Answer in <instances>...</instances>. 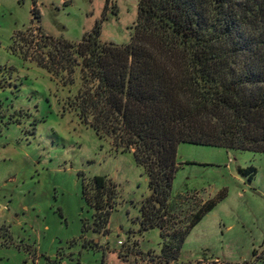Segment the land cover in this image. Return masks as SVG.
<instances>
[{
    "label": "rangeland",
    "instance_id": "1",
    "mask_svg": "<svg viewBox=\"0 0 264 264\" xmlns=\"http://www.w3.org/2000/svg\"><path fill=\"white\" fill-rule=\"evenodd\" d=\"M137 18L138 0H0V264H264V153L179 144L172 196H224L189 231L178 261L164 263L160 229H141L144 168L70 109L79 69L48 70L53 47L42 34L76 43L100 24L102 42L122 45ZM250 166L252 181L239 171ZM95 176L115 186L101 233L85 198ZM184 203L176 228L193 209Z\"/></svg>",
    "mask_w": 264,
    "mask_h": 264
},
{
    "label": "trees",
    "instance_id": "2",
    "mask_svg": "<svg viewBox=\"0 0 264 264\" xmlns=\"http://www.w3.org/2000/svg\"><path fill=\"white\" fill-rule=\"evenodd\" d=\"M100 36V24L76 43L42 34L53 47L48 70L58 74V63L65 65L59 71L79 69L70 109L144 168L150 195L140 208L141 229L158 227L163 262L178 261L189 231L224 196H172L179 144L264 153V0H138L129 43ZM239 171L249 181L256 174L253 166ZM92 184L94 193L85 192L94 208L91 229L107 232L114 207L104 208L115 186L102 176ZM185 200L193 209L176 228Z\"/></svg>",
    "mask_w": 264,
    "mask_h": 264
}]
</instances>
